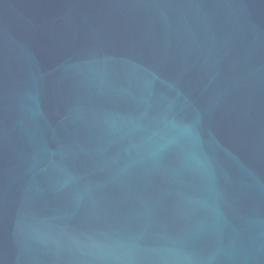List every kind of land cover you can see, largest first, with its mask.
Here are the masks:
<instances>
[{
	"label": "water",
	"instance_id": "1",
	"mask_svg": "<svg viewBox=\"0 0 264 264\" xmlns=\"http://www.w3.org/2000/svg\"><path fill=\"white\" fill-rule=\"evenodd\" d=\"M0 264H264V0H0Z\"/></svg>",
	"mask_w": 264,
	"mask_h": 264
}]
</instances>
